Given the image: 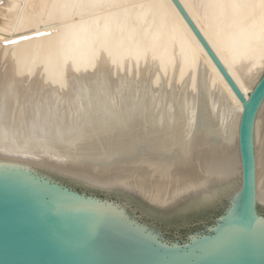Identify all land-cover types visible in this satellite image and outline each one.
Instances as JSON below:
<instances>
[{"label": "bare ground", "instance_id": "6f19581e", "mask_svg": "<svg viewBox=\"0 0 264 264\" xmlns=\"http://www.w3.org/2000/svg\"><path fill=\"white\" fill-rule=\"evenodd\" d=\"M123 1L0 0V180L132 230L124 208L69 195L33 169L165 207L231 191L238 204L241 103L170 0L122 9ZM179 1L249 96L264 72V0ZM114 4L121 9L97 13ZM16 13L10 32L6 15ZM72 15L78 20L61 22ZM148 42L149 66H133ZM252 146L255 199L264 203V100ZM138 233L150 246L152 237Z\"/></svg>", "mask_w": 264, "mask_h": 264}, {"label": "water", "instance_id": "95a60500", "mask_svg": "<svg viewBox=\"0 0 264 264\" xmlns=\"http://www.w3.org/2000/svg\"><path fill=\"white\" fill-rule=\"evenodd\" d=\"M170 1L242 105L238 125L241 162L239 203L235 200V191L219 195L227 204L212 218L211 224L205 226V230L190 233L186 241H171L165 239L155 226L136 218L126 204L72 188L50 174L73 180L86 188L126 193L160 211L177 210L218 196L211 199L195 197L165 207L130 191L105 189L54 171L41 170L46 172L42 174L38 172L40 170L33 169L38 177L69 195L124 208L135 230L109 218L81 213L77 207H66L63 202H53L46 196L0 180V264H264V228L256 222L264 221V214L258 211L261 203L255 199L252 146L253 122L264 100V72L247 96L182 3ZM228 221L222 229L221 226ZM138 230L152 237L150 246H143ZM233 230L231 237L229 233ZM224 231L228 233L223 234ZM202 242H208V250L203 251ZM150 249L160 250L153 252Z\"/></svg>", "mask_w": 264, "mask_h": 264}, {"label": "rangeland", "instance_id": "374dc122", "mask_svg": "<svg viewBox=\"0 0 264 264\" xmlns=\"http://www.w3.org/2000/svg\"><path fill=\"white\" fill-rule=\"evenodd\" d=\"M16 1L23 2V0H16ZM126 1H127V3H126ZM128 1L129 0H125V1H123L124 3L121 2L122 5H121V3H117V4L122 9L125 8V6L127 8H128V6H129V8H132V6L133 7L137 6L140 3L139 1H141V0H137V1L136 0H130L129 2ZM135 3H137V4H135ZM131 4H133V5H131ZM114 6H116L117 9ZM119 6H117L116 4H114L112 6L113 8L112 7L110 8V7H107L106 5H103V7L102 6L99 7L100 10H98L97 13L98 14L101 13V15H103L104 13L106 14V12H108L110 10L111 11L118 10L120 8ZM106 7H107V9H105ZM0 8H1V5H0ZM2 9H4V8L2 7ZM2 9H0L1 10L0 12H2ZM23 9H25V8H23ZM44 12H43V14H44ZM88 13H90V12L89 11L85 12V14H83V17H86V16L91 15V14H88ZM16 15H18V16H16ZM18 18H19V13H16V14H7L6 15L5 25H6V28L9 29L10 32H11L12 28L15 26V24L17 23ZM72 20L73 21L78 20V16L72 15V17H65L64 19H61V22L65 24V22L66 23L73 22ZM0 23H1V21H0ZM159 26L161 27V24ZM162 27H163V25H162ZM150 30H148V31L149 32H152ZM167 37H170L169 34L167 35ZM152 42L154 43L155 46L158 43L157 41H155L157 43H155L154 41H152ZM152 42L150 41V43H152ZM150 43L148 42L147 45H150ZM133 44L135 45L136 42H134V43L132 42V44H130V46L133 45ZM154 45L153 46L150 45V47L147 46L148 48L146 47L144 49L145 52H143L141 54L142 55L141 58L139 57L138 58L139 59L138 61L135 60L136 63L134 61H133V63L130 62L131 60H130V58H128L127 61H124L125 64H127L128 62H130L135 67L143 66V64L149 66V64H150V62H149V59L150 58L149 57H150V55H151V53L153 51L152 48L154 47ZM20 47L21 46H19L18 48L20 49ZM120 48H117L116 49L117 51L114 50V54L117 55V57H121V56H119L122 53V51H119ZM32 49H34V48H31V50ZM131 49H132V47H131ZM146 49H147V51H146ZM31 50L28 53V54H31L30 56L27 54V52L25 53V54L28 55L25 58L31 57V59L29 58L30 60H32L33 59V56H34V53H32L34 51H31ZM25 51L23 50L22 52H25ZM27 51H29V50L27 49ZM64 52H65V50H63L62 52H59V51L57 52L56 51V54L55 55L56 56L58 55V56L57 57L55 56V58H57V59L62 58L63 56L61 57V54L59 55L58 53H62L63 54ZM170 54H169V57L170 58H168V59L166 58V60H168L169 64L171 62L174 63V57H173L174 54L171 53V51H170ZM22 56L24 57L25 55H22ZM167 56H168V54H167ZM27 59H26V61H28ZM139 61H140V63H139ZM28 62H31V61H28ZM121 66L122 67H125L126 65L124 66V64H122ZM173 72H174V69L172 70L171 73L173 74ZM175 74L173 76V75H171L169 73V74L166 75L165 78H163V80L165 82H166V80H165L166 78H167V80H171L173 77H175ZM169 75H171V76L169 77ZM42 170L44 171V169H42ZM43 171L40 170L38 172H40L42 174L43 173H46V172H43ZM47 174H50V173H47ZM50 176L52 178L60 181L61 183H64L66 185H69L72 188H75V189H78V190H81V191H85L86 193H92V194L97 195L99 197L116 200V201H119V202H122V203L126 204L127 206H129L130 212L133 213L136 218H139V219L145 221L146 223H148L151 226H155L156 229H158L160 231V233L162 234V236L165 239L171 240V241H180V242L186 241V239H187V237H188V235L190 233H195V232H199L201 230H205V226L206 225H210L212 218H214L216 215H218L221 212V210L224 208V206L227 204V201L225 199H223L222 197L218 196V197H216V199H211V201L202 202V203L201 202L192 203L190 206H187V207H179L177 210L160 211V210L152 209L146 203L142 202L141 200H139V199H137L135 197H132L130 195H127L126 193L114 192V191H110V192L99 191L97 189H91V188L83 187V185H81V184H79V183H77V182H75L73 180L64 179L62 177H58L57 175L50 174ZM258 211H260L262 214H264V203L258 204ZM193 212L196 215V219L194 221L184 220L181 223H174V224H171L170 223L173 216H176V215L177 216L186 215L187 213H193ZM178 224H181V225H178Z\"/></svg>", "mask_w": 264, "mask_h": 264}, {"label": "trees", "instance_id": "16d2710c", "mask_svg": "<svg viewBox=\"0 0 264 264\" xmlns=\"http://www.w3.org/2000/svg\"><path fill=\"white\" fill-rule=\"evenodd\" d=\"M196 219V215L195 213H187L186 215H180V216H173L172 219H171V224H174V223H181L182 221L184 220H191V221H194ZM178 225H181V224H178Z\"/></svg>", "mask_w": 264, "mask_h": 264}]
</instances>
